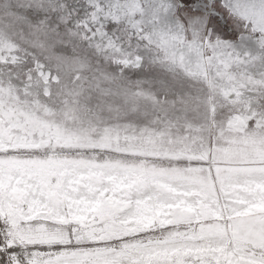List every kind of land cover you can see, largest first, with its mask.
Wrapping results in <instances>:
<instances>
[{"label":"snow or ice","instance_id":"6c2138e0","mask_svg":"<svg viewBox=\"0 0 264 264\" xmlns=\"http://www.w3.org/2000/svg\"><path fill=\"white\" fill-rule=\"evenodd\" d=\"M0 264H264V0H0Z\"/></svg>","mask_w":264,"mask_h":264}]
</instances>
